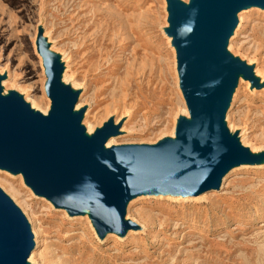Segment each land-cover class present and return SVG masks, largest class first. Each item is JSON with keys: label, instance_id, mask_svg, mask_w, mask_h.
<instances>
[{"label": "rangeland", "instance_id": "1", "mask_svg": "<svg viewBox=\"0 0 264 264\" xmlns=\"http://www.w3.org/2000/svg\"><path fill=\"white\" fill-rule=\"evenodd\" d=\"M241 17L229 50L264 77V12ZM168 29L165 0H0V74L7 72L8 93L29 108H50L34 47L44 34L54 56L70 65L63 85L80 92L85 121L96 130L128 116L126 133L111 147L155 145L175 139L186 116ZM224 120L243 147L264 151V90L239 88ZM225 180L202 199L135 201L127 217L139 230L103 241L16 174L0 173V190L37 236L33 264H264V167L242 168Z\"/></svg>", "mask_w": 264, "mask_h": 264}, {"label": "water", "instance_id": "2", "mask_svg": "<svg viewBox=\"0 0 264 264\" xmlns=\"http://www.w3.org/2000/svg\"><path fill=\"white\" fill-rule=\"evenodd\" d=\"M165 1L189 114L188 121H177L175 139L104 148L117 133L111 120L85 137L79 115L73 114L78 94L61 83L59 59L47 51L41 33L36 45L47 77L49 112L42 116L21 97L0 95V170L20 173L35 195L69 215L88 210L100 236L138 228L123 220L131 198L193 197L218 190L232 166L257 160L224 126L234 76L252 80V67L229 57L225 48L235 15L250 6L264 11V0H189L187 6ZM32 249L25 217L0 190V264H26Z\"/></svg>", "mask_w": 264, "mask_h": 264}, {"label": "bare ground", "instance_id": "3", "mask_svg": "<svg viewBox=\"0 0 264 264\" xmlns=\"http://www.w3.org/2000/svg\"><path fill=\"white\" fill-rule=\"evenodd\" d=\"M177 1L181 5H183V6H187L188 5V2H189V0H177ZM165 5L167 7L166 1H165ZM252 9L261 10L259 7L250 6V7L242 10L241 12H239L238 14L235 15L236 23H235V25L232 28L231 34H230V36H229V38L227 40V45H226V48H225V52L231 58L236 59V57L229 50V47H228L229 46V42L231 41V39H232L233 35L235 34V31L237 30V28L242 23V17H241L242 13L243 12H246V11H249V10H252ZM43 38H45V35L44 34H43ZM168 41H169V43L171 45L172 39L171 38H168ZM34 45H35L34 47H35L36 54L38 55V57L41 60V62H43V57L37 52L36 39H35ZM45 45H47V43ZM46 47H47V51L49 53L52 54L54 52L53 49L51 47H49L48 45ZM172 49H173V52H174V55H175V66H176V62H177V60H176V49H175V47H172ZM57 63L59 64V66L61 68L60 81H61L62 84L63 83H67V79H69L68 72L70 71V69H69L70 68V65H69V63L66 60H63V58L59 59L57 61ZM246 65H247V67H252V69H251L252 80L247 79L246 77L243 76V74H239V75H235L234 76L235 79H236V83H235V86H234L233 90L230 93V96H229V104H228L229 106L233 102V99H234L237 91L239 90V88H242V87H244L245 89L247 88L250 92H253V93L262 92L264 90V77L260 76V74L257 72V70H256V68L254 66H251L250 64H246ZM1 76L3 77V80H0V95L1 96H7L8 95V92H9V89H7V84H6V81H5L6 80L5 78L8 77L7 76V72H6L5 75H1ZM176 77H177V84L179 85V75H178L177 70H176ZM44 78H45V81H44V85H43V90L45 91V84H46V81H47L46 74H44ZM41 82H42V80H41ZM71 88L74 89L75 88L74 85H72ZM180 94L182 96V99L184 100V97H183V94H182L181 91H180ZM79 95H80V92L77 95L76 103H75V105L73 107V114H78L79 115V118H78L79 125H80V127H83V129H84V136L87 137V138H89V137H91V135L94 133L95 130H94V128H92L85 121L86 117L88 116L87 108L85 106H82V107H79L78 106V102H79V99H80V96ZM184 102H185V100H184ZM229 106H228V108H229ZM30 109L32 111H34L35 113H39L42 116H46L47 115L46 113H48L47 111L50 110L49 107L47 109H39V108L33 107L32 105L30 106ZM185 109H186L185 110V115H186L185 116V119L188 121L189 120V114H188L186 105H185ZM127 117L128 116H124V117H120L119 119H114V120L112 118L109 119V120H111L112 125L114 127H116L117 133L114 136H109L105 140V142H104V148L111 147V145H112L115 137H118L119 135H121L123 133H126L124 124L127 121ZM224 126H225V128L227 129L228 133L231 136L238 135V132L236 130H232L231 128H229L226 120H224ZM98 129H100V128H98ZM172 139H174V138H172ZM239 144H241V142H239ZM248 150H249L250 156L253 157V158H257V160L255 162H246V163H241V164L232 166L222 176V178L220 180V183H219V188L218 189H220V187L224 184V182L226 181L225 179L229 175H231L232 173H234L235 171H237L239 169H242V168H251V167H264V151H262V150L261 151L260 150H254V149H251V148H249ZM0 173L7 174V175L12 176V174H10V173H8L6 171H3V170L0 171ZM17 177L19 179H22L23 178L20 173L17 174ZM211 191H215V190H210L208 192H211ZM206 193L207 192L202 193V194H200L198 196H193V197H191V196H173V195L166 194V193H155V194H151V195L150 194L139 195V196H137L135 198L129 199L125 203V205H124V217H123V220L124 221H129V218L127 217V209H128V207L133 202L138 201L140 199H146V198L153 197V198H156L158 200H167V201H171V202H175V203H183V202H186V201L192 200V199H202V197H204V195H206ZM60 211H62L68 218H71V219H79V220L88 222V224L91 226L92 230L95 232L94 226L92 224L93 221H92V219L90 217V214H89V211L88 210H83V211L79 212L76 215H69L64 209H61ZM21 213L23 214L22 211H21ZM23 216L25 217L24 214H23ZM25 219H26L27 224L29 226V231H30V234L32 236V246H33V249H34L35 246H36V244H37V236L35 235L34 230L31 228V225H30V223H29V221L27 220L26 217H25ZM137 230H139V227L137 229L134 228V229L126 230L125 232H123L122 234H119V235L118 234H115V232H109V231L108 232H105L101 236L98 235L96 232H95V234H96V237L98 238L99 241H103V240H105V239H107V238H109L111 236L117 237V238H124V237H127V236L131 235L133 232H135ZM31 253L28 256V259H27L26 264H33L32 263V260H31V258H32Z\"/></svg>", "mask_w": 264, "mask_h": 264}]
</instances>
